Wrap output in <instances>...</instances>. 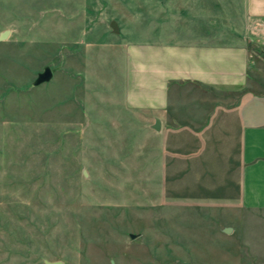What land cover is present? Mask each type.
<instances>
[{
    "label": "rangeland",
    "instance_id": "obj_1",
    "mask_svg": "<svg viewBox=\"0 0 264 264\" xmlns=\"http://www.w3.org/2000/svg\"><path fill=\"white\" fill-rule=\"evenodd\" d=\"M247 8L0 0V34L10 32L0 41V264H264V210L170 196L166 140L154 116L126 101L130 45L246 41L258 69L251 106L264 125V36ZM48 67L52 80L35 86Z\"/></svg>",
    "mask_w": 264,
    "mask_h": 264
},
{
    "label": "crops",
    "instance_id": "obj_2",
    "mask_svg": "<svg viewBox=\"0 0 264 264\" xmlns=\"http://www.w3.org/2000/svg\"><path fill=\"white\" fill-rule=\"evenodd\" d=\"M247 6L254 31L264 36V0ZM198 39L130 45L127 105L161 121L170 196L228 213L264 210V125L251 106L253 55L246 41ZM227 228L221 233L231 235Z\"/></svg>",
    "mask_w": 264,
    "mask_h": 264
},
{
    "label": "water",
    "instance_id": "obj_3",
    "mask_svg": "<svg viewBox=\"0 0 264 264\" xmlns=\"http://www.w3.org/2000/svg\"><path fill=\"white\" fill-rule=\"evenodd\" d=\"M111 27L113 30V33L117 34L119 32V26L115 21H112ZM10 35V32L4 31L0 34V41H5L8 39ZM53 78V71L51 68H46L42 73H40L35 81V86H40L42 84L48 83L52 80ZM152 128L155 131H160L161 130V121L160 119H156L155 124L152 126ZM86 176V173H85ZM225 232L230 233L232 232V228H227ZM47 264H63L62 262H46Z\"/></svg>",
    "mask_w": 264,
    "mask_h": 264
}]
</instances>
